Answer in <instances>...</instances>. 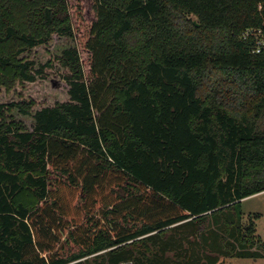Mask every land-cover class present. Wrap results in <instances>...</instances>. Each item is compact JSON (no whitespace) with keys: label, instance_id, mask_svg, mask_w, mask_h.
I'll list each match as a JSON object with an SVG mask.
<instances>
[{"label":"trees","instance_id":"16d2710c","mask_svg":"<svg viewBox=\"0 0 264 264\" xmlns=\"http://www.w3.org/2000/svg\"><path fill=\"white\" fill-rule=\"evenodd\" d=\"M88 11L0 0L6 91L52 68L23 53L53 33L75 40L55 57L67 100L0 105V264L264 257L259 215L238 212L264 191V47L241 37L264 31V0H92ZM184 241L193 250L166 255Z\"/></svg>","mask_w":264,"mask_h":264},{"label":"rangeland","instance_id":"374dc122","mask_svg":"<svg viewBox=\"0 0 264 264\" xmlns=\"http://www.w3.org/2000/svg\"><path fill=\"white\" fill-rule=\"evenodd\" d=\"M72 5H81L86 7V14H90L89 6L92 0H68ZM72 13V11H71ZM75 43L72 38L53 33L49 40L42 44L32 48L29 52L23 53L20 57L26 60H33L35 67L37 68L40 64H44L46 61H51L52 68H45V77H37L34 82H22L17 83L15 88L11 91H6L3 87H0V105L8 104L12 101H18L20 99H33L35 104L32 107V111L45 105H53L56 101L67 100L66 82L62 79L64 73H67L55 59V57L66 47L72 46ZM113 74L107 73L105 76L106 84L110 81V77ZM105 92V91H104ZM108 95V94H107ZM104 99H107L105 95ZM103 109V108H102ZM100 110L95 113L98 115ZM10 117L17 121H22L29 129L32 128L31 116L21 115L17 109H12ZM240 216L246 220L247 217L258 214L259 216L254 220L256 234L264 240V191L252 194L244 197L240 200L238 207ZM186 227V226H185ZM184 227V228H185ZM184 228L168 230L165 239L179 240L180 231L183 234ZM180 243V242H179ZM193 245L189 242L184 241L182 246H179L177 242H174V246L169 248L166 255L175 258L176 251H185V249L193 250ZM119 264H132L130 261H124ZM219 264H264V257H231L220 255Z\"/></svg>","mask_w":264,"mask_h":264},{"label":"built area","instance_id":"2783aa9c","mask_svg":"<svg viewBox=\"0 0 264 264\" xmlns=\"http://www.w3.org/2000/svg\"><path fill=\"white\" fill-rule=\"evenodd\" d=\"M258 10L261 9V4H258L257 6ZM241 37L243 39L255 37L256 38V46L254 48L255 52H260L261 49L264 47V31L261 28H246L242 34Z\"/></svg>","mask_w":264,"mask_h":264}]
</instances>
